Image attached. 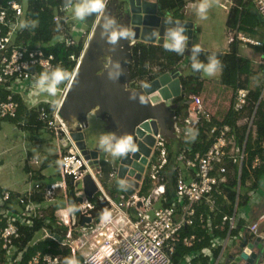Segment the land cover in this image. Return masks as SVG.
I'll list each match as a JSON object with an SVG mask.
<instances>
[{
  "label": "built area",
  "instance_id": "obj_1",
  "mask_svg": "<svg viewBox=\"0 0 264 264\" xmlns=\"http://www.w3.org/2000/svg\"><path fill=\"white\" fill-rule=\"evenodd\" d=\"M25 1L5 0L1 3L0 0V122L13 119L17 115L19 104L14 100L12 90L15 86H23L32 98L34 95L30 94V90H33V81L39 73L48 66H60L52 54L45 52L44 45L22 37L23 28L13 29V25H18L23 20ZM112 1L105 0V7ZM131 1L133 4L137 2ZM219 1V6L227 13L235 7L233 0ZM144 2L157 4V0ZM251 3L253 10L264 22V0H251ZM148 7L157 14V6L155 10L150 5ZM67 9L68 6L61 7L60 13L53 19L54 23L61 22L62 27L58 36L48 44L50 46H76V35L83 38L86 34L84 30L78 32L75 17L68 18L65 15ZM156 14L151 13L148 16L155 17L158 15ZM173 20L174 24L170 27L183 25L185 31L182 34L187 37L184 50H190L193 24L184 19ZM165 34L162 44H157V38L154 43L132 40L130 44L132 47L138 42L163 46ZM227 39L229 45L242 43L262 47L258 41L237 33L235 29L228 30ZM83 53L84 50L75 59L72 74ZM71 60L74 58L71 57ZM259 64L264 65V53L259 58ZM165 73H177L178 79L180 76L179 71L158 75ZM68 83L69 81L63 87L61 83L57 85V92L62 94L61 99L32 102L27 98L30 104L27 108H35L38 122L53 140L57 181L38 184L35 189L24 194L0 188V264H64V259L68 256L76 257L79 264H171L175 244L182 242L185 246H191L196 239L193 235L182 238L181 229L192 226L195 218L199 223L204 222L202 213L196 215L200 204L214 211L215 199L212 194L220 184L226 182V164L238 162L240 170L243 150L236 148L234 136L226 125L217 131L212 128V142L203 152L193 150L189 144L193 132L202 120L209 122L212 117L205 110L199 95L190 94L182 102V105L186 106L184 118L178 117L175 109L172 110V137H167L158 126L152 127L150 120L145 121L148 124L147 130L141 128L144 122L139 124L131 134L135 149L121 156L117 168L108 173L107 181L104 182V167L99 154H92V151L87 149L86 154H83L77 147L78 141L72 138L74 133L83 136L84 127L77 124L74 128L60 116L59 106ZM142 84L144 83L131 80L129 86L138 88ZM180 94L174 100L183 97L181 87ZM246 105L247 91L236 90L232 97L231 109L241 113ZM46 106L49 107L46 109ZM252 119L253 115L250 119H244L248 128ZM138 130L142 132V136H139ZM169 140L174 142L170 143ZM169 143L176 153L171 158ZM141 145L148 149L147 155L138 150ZM259 164V158L255 157L251 166L255 168ZM27 165L37 169L40 167L35 156ZM169 166L171 168L168 171ZM30 176L31 173H28L29 178ZM86 178L95 188L90 197L84 190ZM109 183L111 185L106 188ZM144 188H147L145 192ZM254 193L250 194V200ZM36 196L38 198L34 199ZM93 200L103 204L97 217L92 214L96 209ZM69 206L75 209L70 214L66 212ZM105 211L110 214L107 220L101 218ZM244 219L235 209L231 216H223L217 229L223 230V225L227 223L230 232L236 229L239 220ZM263 221L264 214L258 221L245 226L239 237L227 235L223 239L212 238V249H220L212 262L215 260V264H227L226 254L233 249L234 243L243 242L246 245L256 237L264 241V237L259 234V224ZM221 240H225L222 247L219 246ZM34 247H41L42 250L34 252L26 259L28 249ZM252 251L259 253L256 248ZM206 253L211 256L210 251ZM237 255L238 253L234 256ZM188 261L189 258L186 259V264ZM259 264H264V254Z\"/></svg>",
  "mask_w": 264,
  "mask_h": 264
},
{
  "label": "trees",
  "instance_id": "obj_2",
  "mask_svg": "<svg viewBox=\"0 0 264 264\" xmlns=\"http://www.w3.org/2000/svg\"><path fill=\"white\" fill-rule=\"evenodd\" d=\"M4 1L1 0V3H4ZM69 3L70 0H26L22 19L27 23L23 27L22 37L31 40L33 43L44 45L45 52L52 54L55 62L68 71L71 76L75 66V59L80 56L83 50V43L79 41L76 46L48 45L58 36L59 29L62 27L61 22L54 23L53 19L56 14L60 13L59 9ZM233 3L235 7L228 13L227 29H235L237 33L250 37H257L260 34L258 30L260 28L264 31V23L253 10L251 0H233ZM186 5L185 0H157L158 13L171 19H184L183 9ZM260 36L264 37V32ZM131 52L129 72L131 80L136 83H145L160 73L180 72L179 83L183 97L175 100L174 105H176V115L184 118L186 115V106L185 104L182 105L184 98L190 94L199 95L203 89L201 72H194L191 68V60L189 58L192 54L191 49H183L181 54H177L175 51L165 50L160 45L138 42L132 47ZM212 53L215 54L216 59L219 61L217 70L220 72L218 79L220 86L229 89L233 94L238 89L246 90L247 105L241 113L234 112L230 107L221 122L213 118L209 122L202 120L198 128L193 132L189 144L193 150L203 152L212 142L213 136L210 133L212 128L217 131L221 126L226 125L230 129V134L234 136L236 148L239 151L243 150L244 156L240 170L238 162L226 164L228 170L226 182L220 184L218 189L212 194L215 199L214 211L209 210L204 204H200L196 209V215L202 213L204 222L199 223L195 218L192 226H185L181 229L180 235L182 238L193 235L196 239L191 246H185L182 242L176 243L171 264H186L187 258H189L187 264H213L212 259L217 257L220 249H212L210 240L215 237L223 239L227 235L239 237L246 225L244 220H239L236 229L229 232L228 224L226 223L223 225V230H219L217 227L221 224L223 216H231L235 209H245L250 201V194L256 192L264 177V101L260 99L262 87L255 84L256 71H254L252 63L239 54L237 43L230 44L228 52L201 50L197 53L196 58L200 62L207 63V58ZM71 57L74 60H71ZM184 70H186L187 76L183 75ZM68 81L69 79L62 81L61 86H65ZM1 96L4 97V94L1 93ZM14 100L19 104L16 117L3 121L12 122L23 131L43 130L37 120L38 114L35 108L28 109L17 96L14 97ZM48 107L46 106V109ZM246 112L249 113L248 117L253 115L249 128L246 122H239V116L246 114ZM169 142H174V140H169ZM170 143L168 151L171 158L176 153L175 149L170 148ZM32 157L31 154H27L24 172L27 175L31 173L30 178L37 180V182L45 180L46 178L41 172L54 162L55 156L45 159L36 171H32L27 165ZM255 157L259 158L260 164L252 168L251 165ZM170 168L171 166L167 170L169 171ZM169 179L171 183L172 178L170 177ZM146 189L144 188L143 191L145 192ZM241 189L245 191L243 194ZM37 198L38 196L34 199ZM92 202L96 205V209L92 211V214L93 217H97L99 216V208L103 204L97 203L96 200ZM39 250H42V248L34 247L28 249L26 259ZM206 251H210L211 256H208Z\"/></svg>",
  "mask_w": 264,
  "mask_h": 264
},
{
  "label": "water",
  "instance_id": "obj_3",
  "mask_svg": "<svg viewBox=\"0 0 264 264\" xmlns=\"http://www.w3.org/2000/svg\"><path fill=\"white\" fill-rule=\"evenodd\" d=\"M116 1L113 0L103 12L104 14L109 12L113 19L109 23V33L113 30L124 29L128 36L125 39L118 38L115 43L109 42V33L98 31L102 23V20H98L91 42L72 74L61 100L60 116L70 125L75 122L85 128L87 115L93 113L115 128L113 140L131 136L135 127L143 122L141 128L147 130L148 124L145 121L150 120L152 127L158 126L167 134V137L171 138L172 110L176 107L172 101L181 95L178 74L157 75L152 81L144 83L138 88H131L129 86L131 81L129 67L131 41L141 40L154 43L157 38V44H162V37L167 29L174 24V20L161 16L158 10L157 15L148 7L150 5L155 10L157 4H145L144 0L142 2L137 0L136 4L127 0L128 13L127 19L124 20L117 11ZM118 10L121 11L122 8ZM114 12L117 14L114 15ZM151 13L157 16H148ZM91 18V25H93V13H91ZM166 21L168 22L166 23ZM91 50L96 53L93 58H91ZM105 54L107 60L102 58ZM91 59L94 62L92 67L88 65ZM138 134L142 136L140 130H138ZM80 135V133L79 135L74 133L72 138L78 141L77 147L82 150L83 154H86L84 136ZM148 142L152 144L151 141ZM138 150L144 151L145 155L148 154V149L143 145ZM91 153L99 154L97 151ZM84 190L88 197L95 191L88 178L84 180ZM263 243L264 241L260 237H256L246 245L243 242L234 243L233 249L226 254L225 262L227 264H259L264 254ZM254 248L259 250L258 254L252 251ZM236 253L238 255L234 256Z\"/></svg>",
  "mask_w": 264,
  "mask_h": 264
},
{
  "label": "rangeland",
  "instance_id": "obj_4",
  "mask_svg": "<svg viewBox=\"0 0 264 264\" xmlns=\"http://www.w3.org/2000/svg\"><path fill=\"white\" fill-rule=\"evenodd\" d=\"M76 0H70V3H74ZM186 7L183 9V15L185 19L192 22L196 26V31L194 30L193 39L191 41V49L193 45L198 44L204 51H222L226 49V21L228 13L224 11L219 6V0H207L209 8L207 9L206 18L201 19L197 14V5L202 2V0H185ZM69 3V4H70ZM195 3V4H194ZM68 6L65 15L68 18H74L72 11ZM194 4V5H190ZM117 6V11L121 14L122 18L127 19L128 3L127 0H117L115 2ZM106 8V7H105ZM121 9L119 11L118 9ZM94 14V23L88 28H85V36L83 38H76V41H81L83 43V50L85 52L87 45L91 42L92 34L94 28L98 22L100 15ZM117 13L114 12V15ZM75 21L80 22L76 18ZM111 14L106 12L102 18L101 26L98 31L101 33H109V22L112 21ZM264 23V22H263ZM105 25H108L105 28ZM85 48V49H84ZM108 52V50H106ZM91 58L95 56V51H90ZM103 59L107 60V55L105 54ZM93 59L90 60V67L93 66ZM92 63V65H91ZM152 66V65H150ZM183 75L187 76L186 70L183 71ZM201 78L207 82H217L219 79V73L215 72L212 76H207L201 72ZM260 79V78H259ZM257 86L262 87L261 94L264 91V76L262 80L257 82ZM64 91V90H63ZM33 94L36 101L48 102L52 100L61 99L62 94L56 92L55 97L49 96L47 93L36 94L33 90H30V94ZM201 93V92H200ZM264 95V93H263ZM204 108L207 110L215 109L216 112H220L219 122L223 120L225 115L230 109L233 93L232 91H226L220 88L219 84L208 83L204 87V94H199ZM28 101L27 98L25 99ZM206 110V111H207ZM249 113L239 116V122H245V118L248 117ZM223 117V118H222ZM218 121V120H216ZM72 127H76L77 123H73ZM112 133L113 138L115 135V128H113L109 122L104 121L96 117L93 113H90L86 117L85 128L82 129V134L84 136V143L87 150L97 151L100 154V161L103 164V179L107 181L108 173L115 170L118 166L121 156H111L108 152L104 151L98 145V137L103 134ZM113 143L115 140L112 141ZM53 140L47 131H23L16 124L10 121L0 122V184L2 186H7L10 190L18 194H24L29 192L31 189H35L38 184H46L57 181V170L56 164L52 162L46 169H44L42 174L46 178L45 180L37 182L35 179H31L24 172V164L27 159V154L35 156L39 160V165L44 162L45 159L55 156V149L53 146ZM182 168V165H179ZM33 170H38L35 166H30ZM109 186L111 183L108 184ZM120 189V188H119ZM120 192V190H118ZM245 191L241 189L243 194ZM264 226L261 225V230Z\"/></svg>",
  "mask_w": 264,
  "mask_h": 264
},
{
  "label": "clouds",
  "instance_id": "obj_5",
  "mask_svg": "<svg viewBox=\"0 0 264 264\" xmlns=\"http://www.w3.org/2000/svg\"><path fill=\"white\" fill-rule=\"evenodd\" d=\"M69 7L72 11L73 16L77 20H84L86 16L91 13H96L100 15L105 10V0H76L74 3H70ZM209 8V4L207 0H202L197 5L196 11L201 19L206 18L207 9ZM168 21H166L167 23ZM26 21L21 20L18 25H13V29L16 27L23 28L26 26ZM111 23V21L109 22ZM34 26V24H33ZM108 25H105L107 28ZM185 31L183 25H175V27H169L166 31L164 37L163 47L167 51H175L177 54H181L183 52L185 41L187 37L182 33ZM128 33L124 29L119 31L113 30L108 35V40L111 43H115L118 38H127ZM201 47L196 44L192 46L191 56L189 57L191 60V68L194 72L200 71L207 76H212L217 71V67L219 61L216 59L214 53L208 56L207 63H203L197 60V53L201 51ZM70 73L60 66L51 67L48 66L45 70L39 73V75L35 78L32 84L33 91L36 94L39 93H47L51 97H55L57 92V85L62 81L70 79ZM54 103V101H53ZM113 134L107 133L100 135L98 137V145L104 151L108 152L111 156H123L126 152H130L135 149V146L132 143L131 136H123L115 140L113 143ZM121 184L123 181L120 182ZM73 206H69L66 209L67 213H72L74 211ZM109 213L107 211L101 214V218L103 220H107L109 218ZM64 264H79V261L74 256H68L64 259Z\"/></svg>",
  "mask_w": 264,
  "mask_h": 264
},
{
  "label": "crops",
  "instance_id": "obj_6",
  "mask_svg": "<svg viewBox=\"0 0 264 264\" xmlns=\"http://www.w3.org/2000/svg\"><path fill=\"white\" fill-rule=\"evenodd\" d=\"M194 4H190V5H194ZM90 16H91V14L86 16L87 18H85L84 20H79V21H81V23L77 22V26L79 27L78 32H80L81 30H84L85 28H88L92 24V21H90V20H92V18L90 19ZM184 20H186V19L184 18ZM193 28L196 31L195 24H193ZM194 30H193V34H194ZM228 30L229 29L226 28V41H225L226 46H227L226 49H224L222 51H216V50H211V51H216V52H228L229 51V43H228V39H227ZM258 30H259L260 34L257 37H250L248 35H245V36H248V37L252 38L253 40L258 41L261 45L262 44L264 45V41H263L264 37L260 36L261 33H263L264 31L261 28ZM76 37L78 39L80 36L76 35ZM192 39H193V35H192ZM192 39H191V41H192ZM263 45H262V47H253V46L245 45L242 43H237V46L239 48V54L241 56H243L244 58L248 59L252 63V65L254 67V71H256V78L254 79L255 84H257V82L262 80V76H264V65L259 64V58H260L261 54L264 53ZM216 72L220 73L219 70H217ZM201 80H202V84H203V89H202L200 94H202V95L204 94V87H206V85L208 83L219 84V83L214 82V81L207 82V81L203 80L202 78H201ZM219 86H220V84H219ZM220 88L223 90H226V91H230L229 89H226L225 87H222V86H220ZM12 90H13L14 95L17 96L28 107L30 106V104L28 101L26 102V100H25L26 98H29L32 102L36 101V99L34 97L30 98L28 96V93L25 91L23 86H15ZM263 93H264V91L260 95V99H262L264 101ZM37 102H41V101H37ZM205 110H207V109H205ZM216 111L217 110H215V109L207 110V112L211 115V117L214 120L219 121V118H220L219 113L220 112H216ZM263 149H264V145H263ZM31 169H33V168H31ZM42 173L43 172H41V174ZM108 186L109 185L107 184V186H105V187L108 188ZM0 188L14 192L13 190H10V188L5 186V185L2 186L0 184ZM255 193H254V197H252V200L249 201V203L245 209L237 210V214H239V215L241 214L245 218L244 219V221L246 222L245 226H247L251 222L258 221L259 217L262 214H264V177L262 178V181L259 184V188L256 190ZM261 225L264 226V221L259 224V234H260V236L264 237V229L261 230ZM220 243H221V245H219L220 247L224 246L225 240H221ZM213 264H215V260H214ZM217 264H220V263H217Z\"/></svg>",
  "mask_w": 264,
  "mask_h": 264
},
{
  "label": "bare ground",
  "instance_id": "obj_7",
  "mask_svg": "<svg viewBox=\"0 0 264 264\" xmlns=\"http://www.w3.org/2000/svg\"><path fill=\"white\" fill-rule=\"evenodd\" d=\"M103 16H104V13L101 14V16L99 17L98 20H102ZM89 44H90V43H89ZM89 44L87 45V48H88Z\"/></svg>",
  "mask_w": 264,
  "mask_h": 264
}]
</instances>
